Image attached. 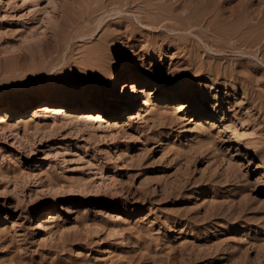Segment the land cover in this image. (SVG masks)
<instances>
[{
    "label": "rangeland",
    "instance_id": "374dc122",
    "mask_svg": "<svg viewBox=\"0 0 264 264\" xmlns=\"http://www.w3.org/2000/svg\"><path fill=\"white\" fill-rule=\"evenodd\" d=\"M263 57L264 0H0V264H264Z\"/></svg>",
    "mask_w": 264,
    "mask_h": 264
},
{
    "label": "bare ground",
    "instance_id": "6f19581e",
    "mask_svg": "<svg viewBox=\"0 0 264 264\" xmlns=\"http://www.w3.org/2000/svg\"><path fill=\"white\" fill-rule=\"evenodd\" d=\"M210 14L213 16V19L209 21V24H214V25H218L220 23V15L219 13H188L186 16H183V17H179L183 20H185V24L184 25H187L186 28H191V27H194V26H201L203 25L202 23L204 22V20L207 18L206 16ZM171 15V14H170ZM12 16V15H11ZM233 17V16H232ZM259 18V17H258ZM13 19V18H12ZM19 19V18H18ZM210 19V18H209ZM261 19V18H259ZM256 21V20H255ZM16 22V21H15ZM17 24V23H16ZM180 24V23H179ZM228 24V23H227ZM181 25V24H180ZM211 26V25H209ZM220 28V27H219ZM245 28V27H244ZM216 29V28H215ZM225 31H221V30H218V31H214V35L217 36V37H221L223 35H230V36H233V35H236L238 34L239 32H241V26L240 25H234V23H232L231 25L227 26V28H224ZM213 31V30H211ZM242 33V32H241ZM240 34V33H239ZM238 34V36H239ZM245 40V39H244ZM264 58V57H263ZM219 66V65H218ZM217 65L215 66L214 64H207V65H203V66H200L198 69H201V70H207L210 74L211 73H214L216 75H218V72L221 71V69L218 67ZM222 67V66H221ZM224 67V66H223ZM232 67V66H231ZM225 71H227L225 69ZM235 71V70H234ZM224 72V71H223ZM232 74V73H231ZM233 75V74H232ZM226 76V75H225ZM211 78V77H210ZM215 79V78H214ZM215 83V82H214ZM151 84V85H155V87H158V88H163V86L157 81V80H152V79H147L145 77H141V78H137L135 81H132L128 84H124V87H123V95H124V98L126 99L123 103V106L121 108H116L115 111H124V110H128L130 109L135 103H136V97L135 95L136 94H139V93H147L148 94V85ZM227 85L225 86V88H227ZM115 84L113 85H110V90L109 92L111 94L114 93V90H115ZM215 86V85H214ZM213 84L210 85V88H214ZM157 88V89H158ZM217 89V88H216ZM200 91L202 90H198V91H195L194 88H184L182 87L181 89H175L174 90V96H172L171 99L175 100L176 102L173 103L172 107H174V111L177 112V113H183L185 112L186 110H189V109H194L196 111H206L205 110V106H204V101H205V93H201ZM218 89L215 93H213V96L214 98H218L219 97V93H218ZM168 94V93H167ZM47 100L49 99H54L56 100L57 102L59 103H62V104H65V103H69L71 101H74V97L70 94V92L68 91H65V90H61V91H58L55 93L54 91V94H46L44 96ZM100 100H102V98H100ZM217 100V99H216ZM103 101V100H102ZM24 102V101H23ZM166 102L169 104V100H166ZM216 102V101H215ZM13 103V102H12ZM150 104V98L149 97H145L144 100H143V104H142V110L146 113L147 111V105ZM14 105V104H13ZM171 106V105H170ZM39 108H41V110H45L47 109L45 106H40ZM149 109V108H148ZM151 110V108L149 109ZM148 110V111H149ZM153 110V109H152ZM101 111V110H100ZM98 111L95 114H97L95 117L98 119V117H102L101 116V112ZM114 111V112H115ZM158 111V110H157ZM12 112V108H9V109H5V110H0V121L4 120L6 117H9L10 114ZM143 112V113H144ZM151 112V111H150ZM149 112V113H150ZM154 113L152 114H155V113H158V114H155V115H160L159 111L158 112H155L153 110ZM141 113V111H140ZM142 114V113H141ZM162 114V113H161ZM174 114V113H173ZM203 114V113H202ZM104 115V114H103ZM149 115V114H148ZM164 115V114H163ZM162 115V116H163ZM171 115V114H170ZM98 116V117H97ZM141 116V115H140ZM146 116V115H145ZM143 116V117H145ZM173 116V115H172ZM176 116V115H174ZM173 116V117H174ZM92 119L94 118V116H91ZM177 117V116H176ZM215 117L217 118V116L215 115ZM90 118V117H89ZM103 118V117H102ZM101 118V119H102ZM149 118V117H148ZM169 118V117H168ZM171 118V117H170ZM169 118V119H170ZM179 118V117H178ZM95 119V118H94ZM139 119V118H138ZM143 119V118H142ZM147 119V117H146ZM174 119V118H173ZM104 120V119H103ZM97 121H100L97 120ZM174 121V120H173ZM223 121V120H222ZM4 121H2V124H3ZM171 122V121H170ZM219 122V121H218ZM6 123V122H5ZM4 123V124H5ZM234 123V122H233ZM222 125V124H221ZM223 125H224V130L225 131H229L231 132L232 134V137H233V140L236 141L237 143H240L242 145H244L245 147H251V144L250 142L248 141L247 138H245L242 134V131H238L236 128H234L231 120H225L223 121ZM224 132V131H223ZM247 134H245L246 136ZM253 144V143H252ZM246 149V148H245Z\"/></svg>",
    "mask_w": 264,
    "mask_h": 264
}]
</instances>
